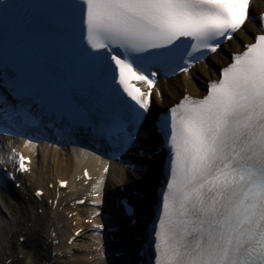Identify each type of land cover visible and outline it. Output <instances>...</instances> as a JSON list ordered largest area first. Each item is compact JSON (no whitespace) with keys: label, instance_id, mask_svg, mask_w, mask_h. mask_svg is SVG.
Here are the masks:
<instances>
[{"label":"snow or ice","instance_id":"snow-or-ice-1","mask_svg":"<svg viewBox=\"0 0 264 264\" xmlns=\"http://www.w3.org/2000/svg\"><path fill=\"white\" fill-rule=\"evenodd\" d=\"M252 4L74 0L57 36L63 61L46 64L51 84L11 74L21 102L30 103L39 89L71 105L113 158L166 152L159 212L148 233L152 251L144 264H264V16L251 15ZM13 8L5 2L0 13L7 16ZM240 37L242 50H223L225 41L235 44ZM224 56L228 59L205 95L185 94L163 113L155 107L163 102L159 78ZM85 79L88 86L82 89L79 81ZM0 103L7 121L20 115L7 107L8 99ZM149 138L159 142L154 151L143 143ZM30 162L10 147L0 165L11 163L14 171L0 168V181L15 182V172H30ZM126 166L145 170L137 161ZM103 183L94 189L96 207ZM120 210L127 213L126 201Z\"/></svg>","mask_w":264,"mask_h":264},{"label":"bare ground","instance_id":"bare-ground-1","mask_svg":"<svg viewBox=\"0 0 264 264\" xmlns=\"http://www.w3.org/2000/svg\"><path fill=\"white\" fill-rule=\"evenodd\" d=\"M252 11L256 14L264 12V1L253 0ZM244 42V37H240L235 44L229 41L223 50L226 53L233 49L242 50ZM227 59V56L210 57L188 73L158 82L156 87L163 95V102L155 103V107L164 112L185 94L202 96L204 91L197 81L205 85L209 80L218 78L215 66H223ZM156 142L151 138L143 141L150 150V146ZM0 146L7 151H10V147L15 148L32 160L31 172L17 176L16 183L21 185L19 188L13 183H6V187L0 186V264H119L121 260L112 261L109 258V248L113 252L116 249L125 251L128 246L131 247L133 240L137 242V237H142V223H147L149 210L157 201L153 186L160 178L161 155L146 158L130 154L132 160L142 163L145 169L138 172L123 163L107 162L98 154L79 147H64L57 143L26 144L3 139H0ZM105 168H108V172L104 171ZM85 170L92 176L89 182L84 178ZM59 179L69 181V187L68 191L59 192L58 205L54 208L57 194L55 190L49 189V184L56 186ZM101 179L104 181L101 186L102 203L96 207L94 189ZM121 186H125L132 202L136 204L138 224L130 227V230H127V225L124 226V234L121 233L120 239H116L118 248L115 249L113 243L109 245L107 232L110 234L109 228L120 226L122 222L119 215H112L111 207H107L104 202L111 198V204L114 198L121 195ZM39 189L45 190L41 201L34 195ZM83 197H87L84 206L76 210L70 207L71 202ZM49 200H52V204H49ZM75 211L77 216L69 219V214ZM97 224L105 227L103 234L95 227ZM79 229H83L82 234L74 244L68 245V240ZM54 234L59 240L55 246ZM21 236L25 242H20ZM137 245L140 244L137 242ZM48 253H52L50 258ZM136 257L127 256L121 264H134Z\"/></svg>","mask_w":264,"mask_h":264},{"label":"rangeland","instance_id":"rangeland-1","mask_svg":"<svg viewBox=\"0 0 264 264\" xmlns=\"http://www.w3.org/2000/svg\"><path fill=\"white\" fill-rule=\"evenodd\" d=\"M216 67H217V66H215V68H216ZM197 83H199V84L202 86V84H201L200 82L197 81Z\"/></svg>","mask_w":264,"mask_h":264}]
</instances>
